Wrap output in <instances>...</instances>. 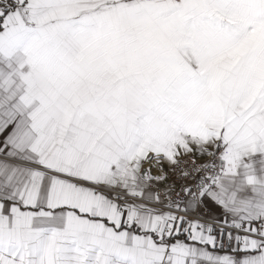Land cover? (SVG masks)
I'll use <instances>...</instances> for the list:
<instances>
[{
  "label": "snow or ice",
  "instance_id": "6c2138e0",
  "mask_svg": "<svg viewBox=\"0 0 264 264\" xmlns=\"http://www.w3.org/2000/svg\"><path fill=\"white\" fill-rule=\"evenodd\" d=\"M0 264H264V0H0Z\"/></svg>",
  "mask_w": 264,
  "mask_h": 264
}]
</instances>
